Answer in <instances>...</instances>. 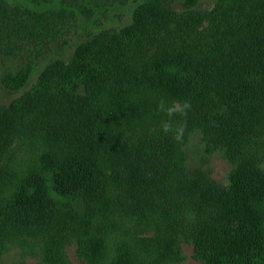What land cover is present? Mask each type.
Listing matches in <instances>:
<instances>
[{
    "label": "trees",
    "instance_id": "trees-1",
    "mask_svg": "<svg viewBox=\"0 0 264 264\" xmlns=\"http://www.w3.org/2000/svg\"><path fill=\"white\" fill-rule=\"evenodd\" d=\"M199 1L183 0L184 14L192 19L183 20L181 27L198 31L209 17L215 41L190 45L182 39L178 45L161 36V41H153L150 66L143 74L130 61L135 58L110 64L96 59L99 51L103 57L112 48H104L105 42L117 44L115 32L93 40L96 53L90 45L76 51L73 70L81 78L73 91L56 97L46 115L50 131L44 167L52 171L58 189L74 197L71 214L76 219L119 214L156 224L158 264L178 262L183 239L193 245L199 264H264V215L257 206L264 197V171H253L250 179L234 176L225 187L205 168L183 162L178 141L161 130V122L168 119L165 113L148 127V134L136 128L137 111L141 113L135 104L138 91L142 82L145 86L150 81L175 102H190L186 116L171 118L183 127V141L199 131L203 142L237 152L264 136V0H238V19L227 25L233 6L222 3L201 12ZM86 5L88 20L96 24L105 4L87 0ZM56 7L45 11L72 12L69 6ZM5 15L0 3V20ZM31 73L32 67L12 72L13 89H23ZM216 103L225 105L227 112L217 116ZM7 115L0 119L1 158L17 132V109ZM121 120L126 121L124 127ZM101 178L111 182V192ZM46 183L44 176L32 175L9 200L0 186V257L3 231L45 234L50 241L62 233ZM182 220L189 222L186 230ZM100 244L85 242L96 264L102 256ZM125 263L122 256L113 262Z\"/></svg>",
    "mask_w": 264,
    "mask_h": 264
},
{
    "label": "rangeland",
    "instance_id": "rangeland-1",
    "mask_svg": "<svg viewBox=\"0 0 264 264\" xmlns=\"http://www.w3.org/2000/svg\"><path fill=\"white\" fill-rule=\"evenodd\" d=\"M92 1L106 6L105 13L96 15V24L90 22L86 15L87 0H0L6 14L0 20V119L9 118L7 114L14 107L18 111L16 136L4 151V156L0 157L2 195L9 200L22 181L32 175L44 176L57 213L54 220L62 227L61 234L60 231L54 234V243L50 237H44L45 234L35 236L16 229L3 231L4 248L0 264H96L85 246V242L94 241H99L103 249L97 264H113L119 256L126 259L125 264L159 263L160 241L153 222H137L119 214L92 220L73 217L74 197L62 193L52 171L44 167L50 131L46 115L60 93L73 91L71 88L77 86L81 77L73 70L75 53L86 45L95 52L94 39L104 34L111 36L115 32L117 39L113 41L117 44L105 42L104 48H112L106 49L103 57L99 51L96 59L110 64L127 57L135 58V61H130L135 62L143 74L150 66L153 41L166 39L178 45L182 44V39L190 45L212 43L215 41L212 38L214 27L209 25V22L212 24L210 18L205 17L198 31L197 28H182L183 20L192 19V16L187 18L184 14L183 0ZM238 2L200 0L197 10H215L222 3L233 6L225 18L227 25V22L234 23L238 19ZM57 4L71 7L72 12L45 11L46 8L56 10ZM148 4L160 8L149 9ZM142 17L147 20H142ZM30 67L32 73L24 88L13 89L12 72ZM155 84L149 81L143 86L142 82L135 103L141 109V113L137 111L140 126L136 128L145 134L149 133L148 127L158 124L165 113L158 109V103L163 100L167 107L174 102L164 89L154 88ZM226 112L225 105L216 103L217 116ZM121 122L124 127L126 121ZM188 137L187 142L182 139L177 144L176 141L183 154V162L191 168H205L225 187L230 186L234 176L250 179L252 174H249L253 171H264V136L237 152L203 142L199 131L190 133ZM101 180L105 188L108 184L107 189L111 192V182L105 178ZM257 206L264 215V197L257 201ZM182 224V229L186 230L189 222L182 220ZM168 264H199L193 245L183 239L180 260Z\"/></svg>",
    "mask_w": 264,
    "mask_h": 264
},
{
    "label": "clouds",
    "instance_id": "clouds-1",
    "mask_svg": "<svg viewBox=\"0 0 264 264\" xmlns=\"http://www.w3.org/2000/svg\"><path fill=\"white\" fill-rule=\"evenodd\" d=\"M158 109L162 112H165L168 119L161 122V130L167 134L172 133L173 138L178 142L182 140L184 129L182 126L174 125L172 117L179 114L181 116H186L188 111L191 109V104L188 101L183 102H173L170 106H165L163 100H161L158 105Z\"/></svg>",
    "mask_w": 264,
    "mask_h": 264
}]
</instances>
